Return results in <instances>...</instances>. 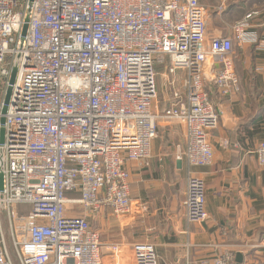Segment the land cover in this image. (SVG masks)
Segmentation results:
<instances>
[{
  "label": "built area",
  "instance_id": "1",
  "mask_svg": "<svg viewBox=\"0 0 264 264\" xmlns=\"http://www.w3.org/2000/svg\"><path fill=\"white\" fill-rule=\"evenodd\" d=\"M259 16L260 9L251 11L231 25V35L209 36L198 0H0V212L17 264H102L104 252L118 256V243L102 244L88 213L104 206L131 213L125 162L147 163L159 115L185 126L177 160L190 169L212 163L207 133L222 113L213 100L239 90L234 43L258 41L248 27ZM157 64L186 72L159 112ZM254 152L264 166V142ZM76 205L83 214L69 213ZM182 206L188 223L208 216L204 180L191 172ZM132 251L134 264H156L149 241ZM214 263L234 258L224 251ZM0 264H16L1 225Z\"/></svg>",
  "mask_w": 264,
  "mask_h": 264
},
{
  "label": "crops",
  "instance_id": "2",
  "mask_svg": "<svg viewBox=\"0 0 264 264\" xmlns=\"http://www.w3.org/2000/svg\"><path fill=\"white\" fill-rule=\"evenodd\" d=\"M260 9L261 16L248 27L257 32L258 41L234 43L231 57L239 90L213 100L222 113L217 126L207 133L212 163L190 169L185 159L177 160L185 146V126L159 115L158 136L152 141L147 163L125 162L131 213L114 215L108 206L88 213L90 227L101 243L119 246L118 256L103 253L102 264H134L132 247L140 241L153 244L156 264H215L214 259L224 251L231 252L234 264H264V166L254 152L264 142V6ZM207 25L209 36L231 35V26L224 32L212 29L208 13ZM156 71L172 87L163 94L162 109L171 104L172 92L180 90L186 72L169 73L165 64H157ZM190 172L205 184L208 216L199 223H188L182 206ZM69 213L84 211L76 205Z\"/></svg>",
  "mask_w": 264,
  "mask_h": 264
},
{
  "label": "rangeland",
  "instance_id": "3",
  "mask_svg": "<svg viewBox=\"0 0 264 264\" xmlns=\"http://www.w3.org/2000/svg\"><path fill=\"white\" fill-rule=\"evenodd\" d=\"M199 1L205 4L206 6V11L212 21V25H213L212 29H220L222 30V32H224V29L229 28V26L233 25L234 22H237L240 19H242V16L247 11H250V10L255 11L264 6V0H261L262 1L261 3L256 2V1L251 2L248 0V2L243 1V4H241L242 0H228L224 4V7H225L223 10L224 12L222 11V13H219L218 15L217 8H218V5L221 3V0H204V2H202L201 0ZM229 5H232V6L229 8ZM220 14L221 16H223V18H221ZM231 21L233 22L230 24ZM171 88L172 87L170 85L164 82L162 77L160 76L158 77L156 75L157 98L155 100L154 105L157 111L161 110L163 94L170 93L172 91ZM16 209L21 211L22 213H27V211L29 210V206L19 204V205H16ZM0 224H1V229L3 231V235L5 238V242L9 250L10 256L17 264V260L14 254L12 243H11V228L8 222L7 214L4 211L0 212ZM138 227H140V228H137L139 231L140 230L144 231V229L142 228L143 226H138Z\"/></svg>",
  "mask_w": 264,
  "mask_h": 264
},
{
  "label": "water",
  "instance_id": "4",
  "mask_svg": "<svg viewBox=\"0 0 264 264\" xmlns=\"http://www.w3.org/2000/svg\"><path fill=\"white\" fill-rule=\"evenodd\" d=\"M26 29H27V24L25 23L23 25V30H22V35L25 34L26 32ZM15 72L16 70L13 69L12 72H11V76H10V79H9V83L10 85L8 86L7 90H6V95H5V98H4V101H3V107H2V114H4L7 110V104L9 102V98H10V94H11V84L14 82V78H15ZM0 123L3 124L4 123V117H1L0 118ZM3 132H4V128L3 126H1L0 128V141L3 140ZM2 188V174H0V189Z\"/></svg>",
  "mask_w": 264,
  "mask_h": 264
}]
</instances>
